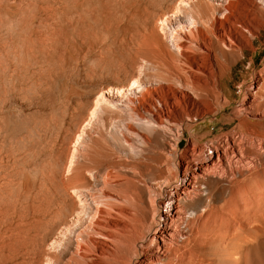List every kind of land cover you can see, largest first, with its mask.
Wrapping results in <instances>:
<instances>
[{
  "label": "bare ground",
  "instance_id": "obj_1",
  "mask_svg": "<svg viewBox=\"0 0 264 264\" xmlns=\"http://www.w3.org/2000/svg\"><path fill=\"white\" fill-rule=\"evenodd\" d=\"M157 1L124 0L123 19L129 31L119 40L150 71L141 76L131 75L126 83L110 86L111 83L99 98L112 108L113 117H118L121 144L117 146L119 156L124 159H114L107 152L110 150L90 145L85 152L72 153L70 174L65 175L64 169H57L59 163L53 158L56 161L51 163L55 161L56 169L40 168L43 172L38 184L28 188L27 182L24 187V182H20L23 188L12 199L10 208L19 226L17 231L31 218L30 224H37L41 231L49 230L46 227L51 225L50 230L56 232L67 226L63 216L69 214V205L76 207L77 197L87 207L86 214L83 211V216L73 219L72 226L69 224L71 234L59 254L41 249L54 264H211L203 251L213 242L207 239L215 225L232 219L235 228H243L251 219L263 216L264 67L253 73L249 87L243 88L245 83L240 81L242 97L238 101L230 98L224 84L240 61L248 58L250 68L253 67L254 53L259 47L256 40L264 37V0ZM80 98L73 89L63 96L58 107L62 123L68 115L83 117L84 112L77 110L82 107ZM92 98L90 103L95 106ZM98 101L91 112L95 119L100 117ZM87 103L83 102L85 108ZM49 117V120L54 118ZM207 120L222 125L220 132L206 139L196 127L200 121ZM68 122L72 123V118ZM67 151L63 160L68 157ZM1 152L0 171L4 159ZM51 163L46 166L55 167ZM87 170L92 172L93 179L87 176ZM1 174L0 207L7 203L5 199L11 201L16 185L8 188L12 181H8L10 174L8 180ZM100 183L103 188L98 187ZM73 192L77 193L76 198ZM100 196L117 199L119 204L114 205L116 200L109 199L103 205H96ZM65 202L67 206L63 205ZM63 206L68 208L63 211ZM65 209L68 214L62 216ZM32 225L33 230L37 228ZM88 229L94 232L88 233ZM72 248L76 254L64 262ZM45 258L38 264L50 262H45Z\"/></svg>",
  "mask_w": 264,
  "mask_h": 264
},
{
  "label": "rangeland",
  "instance_id": "obj_2",
  "mask_svg": "<svg viewBox=\"0 0 264 264\" xmlns=\"http://www.w3.org/2000/svg\"><path fill=\"white\" fill-rule=\"evenodd\" d=\"M168 1L170 0H158L157 3ZM123 13L124 0H0V107L3 106L1 108L2 111L0 109V113L2 112L0 114V149L1 147L4 149L2 152L0 150V152L1 155L4 153V156H2L5 159H3L5 169L2 165L0 173H2L1 175L4 179H9L8 181L12 179L10 184L8 183V188L14 187L16 184L14 187L15 191H12L13 197H9L11 201L4 200L7 203L10 202V204H3L2 206H7H1V210L7 207L10 208L12 199L19 194L21 188L26 186V182L28 188H34L38 184L39 179H42V173L40 174V172H43V169L51 171L58 166L57 169H64L65 175L70 174V169H68L70 166L69 162L72 158V153L75 154L78 150L81 153L89 149L90 145L98 146L106 151L110 150L107 152L112 153L114 159H119V157L122 159L124 157L119 156L120 150L118 146L121 142L117 131L118 123H116L118 121L116 118L118 117H113L112 108L107 106L111 112L108 111L106 105L100 102L99 98L102 92L105 93L104 89L108 88L111 83L110 86H115L113 84L117 82L124 83L131 75V77L141 76L150 70L147 66H143L147 65L146 63H142L143 61L136 59L135 56V58L133 57V52L131 53L129 48L127 49L124 42L120 43L119 41L129 31H126L129 25L125 23ZM263 39L264 37H261L260 40H256V45H259V47L254 53L253 67L250 68L249 59L246 58L239 62V66H235L228 75L227 80H225L224 88L234 101H238L242 97L241 90L238 87L240 81L245 83L243 88L249 87L253 81V73H259L264 67V43H261ZM139 63L142 66H139ZM137 65L141 69H138ZM262 88L264 89V87ZM71 89L78 92L81 96L80 102L82 103L80 104L82 107L79 105L81 108H78L77 106V110L80 111L79 113L84 112L83 117H78L79 114L77 113V115L72 117L68 115L65 118V122L62 123L61 112L58 109L59 103ZM112 90L116 91L115 89ZM262 92L264 94V90ZM3 98L6 99L4 100ZM90 98H92V101L95 100V106L98 100V103L100 102L99 104H101L99 105L98 114L100 117L98 119H95V115L91 114L95 106H92L93 102H91L92 104L90 103ZM1 99L4 100V103ZM83 102L91 104L90 106L88 105L90 109H87V105L85 108V103L83 104ZM107 112L110 113L106 114ZM84 114H87L86 117H84ZM50 115L54 117V121L50 119L51 122L48 123L46 119L51 118L49 117ZM104 116L107 118H103ZM76 117L79 118L77 123L74 121L77 119ZM71 118L72 123L75 122L76 126L74 124L73 126L71 122L69 124L68 121H71ZM81 118H84L82 124L80 122ZM104 123L107 124L104 125ZM213 123L209 120L200 121L199 126L196 127L199 135H206L207 139L220 132L219 128L222 124L220 125L218 121ZM77 126L80 132L76 129ZM73 129L75 130L73 131ZM211 130L214 133L210 134ZM68 134L72 139H68ZM8 136L12 140L8 139ZM9 140L11 141L9 142ZM54 140L55 142L57 140V143L53 142ZM61 140L65 141V143H61ZM101 144L104 147H101ZM184 144L185 140L181 144L182 147ZM10 146L14 149H10ZM64 146L69 151H67L68 149L64 150ZM105 146L108 147L106 148ZM61 147L64 150L63 152ZM111 148L114 149L112 150ZM58 150L59 153L57 152ZM65 151H67L68 159L63 160L62 157H64ZM57 155L58 157L60 155V162ZM9 156H11V161L8 159ZM14 156L18 157V162L16 163L19 164L14 162L17 161ZM53 158L57 159L58 162L56 163H59L57 166L56 160ZM139 158L135 159L139 160ZM6 159L13 163V168L12 163H7ZM52 160H55L54 164L51 163L53 162ZM62 160L65 164L61 162ZM46 161H49L55 167L52 166L50 168V163ZM44 162L45 164H43ZM15 166L16 168H14ZM42 167L43 169H40ZM3 170L6 171L4 172ZM7 171L9 172L7 174H10L8 179ZM3 172L6 175H3ZM86 172L88 177L94 178L92 172L88 170ZM3 178L2 180L6 182ZM20 182H24L22 184L23 187L22 185L19 186ZM100 184L102 186L98 187L103 188V183ZM73 196L76 198L78 195L75 192ZM109 199L100 196L98 198L99 201L96 199L95 204L103 205ZM110 200H116L114 205L119 204L117 199ZM76 202H78L76 207H78L79 212L76 211V207L72 208V205L68 204L71 208L67 209L66 202L63 204L66 206H63L62 210L64 211L63 208L66 207L70 214L66 213V209L65 212L62 211V216L68 214L64 215L65 217L63 216L64 221H68L66 223L68 227L63 226L64 228L62 227L61 230L57 229L56 232L53 229L50 230L52 228L51 225L46 227H49V230L46 229L44 231L43 229L41 231L38 225L34 223L37 225V228H35V225L30 224L29 219L31 218L27 219L26 222L28 223L23 224L17 231L19 226H16L17 220L12 217L14 216L11 213L12 209L2 210L3 213L0 212V264H38L42 257H47L45 258L46 260L44 259L45 262L50 260L46 264H54V260L46 254L43 255L44 252L42 250L50 254H59L65 239H67L66 237L71 234L68 228L72 226L73 219L83 216V211L85 214L87 212V207L82 204L78 197ZM217 203L221 204L220 202ZM82 207H84V210ZM11 217L14 220H11ZM235 224L236 222L232 219L224 220L215 225L210 231L207 241L213 242L208 244L205 251H203L208 262L211 264H264V207L261 219H251L250 223L243 228H235ZM31 225L35 228L34 230ZM28 228L29 230H27ZM91 231L90 229L87 230L88 233L94 232V230ZM50 234H52V238L49 236ZM41 235L43 237L47 236L44 239L48 238V241H45ZM39 238H42L44 244ZM41 244L42 246H40ZM74 249L72 248L71 252L65 255L64 262L71 255L76 254Z\"/></svg>",
  "mask_w": 264,
  "mask_h": 264
}]
</instances>
